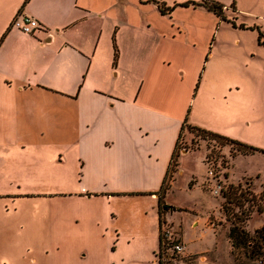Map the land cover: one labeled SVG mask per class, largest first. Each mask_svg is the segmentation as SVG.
Segmentation results:
<instances>
[{
    "label": "crops",
    "instance_id": "0c3cea01",
    "mask_svg": "<svg viewBox=\"0 0 264 264\" xmlns=\"http://www.w3.org/2000/svg\"><path fill=\"white\" fill-rule=\"evenodd\" d=\"M191 1L200 0H0V169L40 168L66 156L79 165L80 196L148 193L159 201V217L161 210L174 212L160 189L182 124L205 129L189 123L196 100L206 106L211 99L235 100L240 96L232 93L242 88L237 78H219L221 58L210 53L206 22L218 16ZM223 5V20L236 22L229 14L237 8ZM17 12L41 27L32 33L10 27ZM52 143L69 148L50 149ZM1 183L23 187L34 180ZM0 194L16 199L29 192ZM225 218L221 206L195 211L188 228L200 235L189 239L178 222L187 251L202 253L207 264H233ZM209 219L222 220L215 232ZM251 220L250 234L264 225L261 217ZM206 230L214 245L190 248ZM29 262L42 264L34 255Z\"/></svg>",
    "mask_w": 264,
    "mask_h": 264
},
{
    "label": "rangeland",
    "instance_id": "374dc122",
    "mask_svg": "<svg viewBox=\"0 0 264 264\" xmlns=\"http://www.w3.org/2000/svg\"><path fill=\"white\" fill-rule=\"evenodd\" d=\"M216 1L237 8L235 15L229 14L231 19L236 18V27L212 13L214 16L211 14L206 22L211 29L210 53L221 58L219 66H223V71L219 72V78H237L242 88L232 93L240 96L235 100L211 99L206 106L197 99L189 123L200 121L206 130L240 144L221 142L225 144L222 146L224 152L229 155L230 181L243 184L248 178L253 179L241 178L244 175L258 176L260 181L264 178V0ZM258 30L263 34L262 44L257 42ZM234 63L237 70L230 68ZM192 108L190 102L189 110ZM189 132L183 129L178 138L176 152L160 189L165 206L171 203L176 208L167 217L175 225L182 220L187 239L200 235L199 230L188 228L190 215L195 211L203 212L225 204L229 216L223 228L228 231L238 220L235 208L239 206L235 202L227 203L221 196L201 187L208 140L195 130ZM248 147L256 150L239 151ZM49 148L69 147L52 143ZM55 160L51 159L40 168L19 164L0 169L1 182L8 178L34 180L33 185L23 184V187L1 183L0 192H29V195L10 199L2 198L0 194V264H31L32 255L42 264H158L157 197L148 193H126L128 196L117 197L80 196L81 187L77 183L81 172L79 165L66 156H57ZM59 175L62 176L60 180ZM259 183L254 186L264 198V181ZM237 196L242 198L238 193ZM242 204L250 206L254 203L242 199ZM260 217L264 219L262 214L254 213L251 222H258ZM214 241L212 230H206L200 239L189 242V246L211 248ZM27 244L30 249L23 246ZM232 255L233 264H259L250 249L238 247ZM256 255L258 257L259 253Z\"/></svg>",
    "mask_w": 264,
    "mask_h": 264
},
{
    "label": "built area",
    "instance_id": "2783aa9c",
    "mask_svg": "<svg viewBox=\"0 0 264 264\" xmlns=\"http://www.w3.org/2000/svg\"><path fill=\"white\" fill-rule=\"evenodd\" d=\"M10 27L24 33H32L35 29L41 27V24L36 18L22 12H17L11 21ZM206 140H208L206 153L203 157L205 172L203 180L200 183L201 187L210 191L215 196H221L227 203L235 202L239 205L235 208L238 212V220L233 222L232 226L246 230V225L252 215L264 212V198L259 195L260 190L255 189L253 179L248 178L243 184H234L230 181V174H228L230 172L229 155L223 150L225 144L213 138H207ZM250 190L255 194H252ZM237 193L239 196H242L241 199L238 198ZM247 194L250 195V198L247 197ZM242 199L251 200L254 204L250 206L247 204L241 205ZM260 203H262V206ZM220 206L224 210L225 219L227 220L229 215L225 210V204ZM159 218L160 246L156 257L158 264H207L202 253L187 251V245L180 233L178 224L175 225L164 214H160ZM221 221L219 220V222ZM219 222L209 219L207 224L215 232ZM232 226L229 227V231ZM254 241V236L251 234L246 243L235 244L233 237L229 234L230 251L233 254V250L235 248L238 249V247H243L244 250L250 249L253 255L258 258L259 264L264 263V241L261 240L258 247L253 246ZM258 253L259 256L257 257L256 254Z\"/></svg>",
    "mask_w": 264,
    "mask_h": 264
},
{
    "label": "trees",
    "instance_id": "16d2710c",
    "mask_svg": "<svg viewBox=\"0 0 264 264\" xmlns=\"http://www.w3.org/2000/svg\"><path fill=\"white\" fill-rule=\"evenodd\" d=\"M190 3L192 5H194V6H197V5L203 6L206 9L212 11L214 14H216L218 17H220L222 19L226 18L225 15H224V9H225L224 5L221 4L220 2L216 1V0H200V1H196V2L195 1H191ZM188 4H189V2L184 3L183 5H188ZM231 7L234 9L233 5H231ZM160 9L164 11V9L161 7V5H160ZM229 21H231L232 24L235 25V21H233V20H229ZM240 26L242 27L243 24H241ZM262 37H263L262 32L258 30V38H257L258 44H262L263 43ZM185 126L190 131L195 130L197 133H200L199 135L203 136L204 139L213 138V139L219 140L221 142L222 141H226L228 143L230 142L231 144L234 143V144L240 146V144L237 143V141L230 140L228 138L222 137V136H220V135H218L216 133L210 132V131L202 129V128H198V127H195V126L187 125L185 123V121L182 124L181 131H183ZM181 133L182 132H180V135H181ZM177 143H178V141H177ZM177 143H176V146H177ZM248 148L249 149H243L242 151L241 150H239V151L243 152V153H248L249 151L256 150V149H254L252 147H248ZM166 207L169 208V207H172V206L167 205ZM162 211L163 210H161L160 212H162ZM229 234L233 237L235 244H241V243L244 244V243L247 242V239L249 237H251V234L248 231H246L245 229L239 228L237 226H232L230 228ZM254 239H255V241L253 242V246L254 247L260 246V241L261 240L264 241V225L255 229ZM159 246H160V234H159Z\"/></svg>",
    "mask_w": 264,
    "mask_h": 264
}]
</instances>
